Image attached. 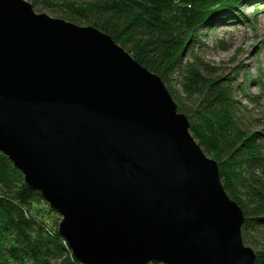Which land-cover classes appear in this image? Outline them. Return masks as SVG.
<instances>
[{
	"label": "water",
	"instance_id": "1",
	"mask_svg": "<svg viewBox=\"0 0 264 264\" xmlns=\"http://www.w3.org/2000/svg\"><path fill=\"white\" fill-rule=\"evenodd\" d=\"M161 78L105 33L0 0V152L81 264H256Z\"/></svg>",
	"mask_w": 264,
	"mask_h": 264
},
{
	"label": "trees",
	"instance_id": "2",
	"mask_svg": "<svg viewBox=\"0 0 264 264\" xmlns=\"http://www.w3.org/2000/svg\"><path fill=\"white\" fill-rule=\"evenodd\" d=\"M30 1L51 11L59 10L57 16L66 22L99 29L133 53L139 64L159 76L165 86L178 75L186 98L198 102L195 111H188L178 101L179 113L197 120L211 115L219 125L226 126V134L212 138L214 159L225 192L243 212V243L259 248L256 264H264V137L243 130L236 92L230 81L214 78L213 67L201 58L199 38L216 23L244 17L240 6L252 7L254 12L264 0ZM189 130L206 150L194 125ZM39 205L46 207V213H33V207ZM51 215L55 219L49 222ZM58 217L38 191L25 185L23 174L0 152V264H81L59 234Z\"/></svg>",
	"mask_w": 264,
	"mask_h": 264
},
{
	"label": "rangeland",
	"instance_id": "3",
	"mask_svg": "<svg viewBox=\"0 0 264 264\" xmlns=\"http://www.w3.org/2000/svg\"><path fill=\"white\" fill-rule=\"evenodd\" d=\"M25 1L32 5L30 0ZM70 1L81 4L91 0ZM32 6L36 14H45L51 18L63 20V18L57 16L59 10H56L58 12L56 13L55 10L51 11L45 5ZM253 9L252 7L240 6L239 11H244V17L242 16L224 24L216 23L203 34H200L199 38L203 45L201 58L213 67L214 72H216L214 78L220 77L224 81H230L236 92L235 99L240 110L238 117L243 130L247 133H258L264 137V2L259 5L258 10L253 12ZM76 25L82 27L90 26L85 23ZM123 49L135 62L139 63L133 53H130L125 48ZM182 82V78L177 75L175 80L166 85V88L170 86L167 90L170 95L176 97V100L175 98L173 99L176 104L179 101L184 104L188 111H195L197 109V99L186 98L187 93L181 86ZM187 83L188 81L186 80L185 86ZM185 116L189 124L194 125L197 129L198 135L203 139V145L206 150L191 135L195 142L200 146L207 158L215 160L212 138L226 134V126L219 125L211 115H206L201 120ZM37 211H41V214L46 213V207L43 205L33 207V213ZM49 219V222H52L55 217L51 215ZM60 220L61 218L58 217V222ZM250 248L255 253L259 250V248Z\"/></svg>",
	"mask_w": 264,
	"mask_h": 264
}]
</instances>
